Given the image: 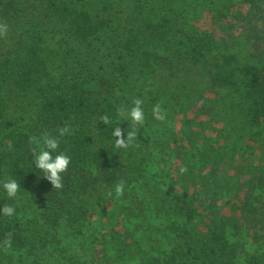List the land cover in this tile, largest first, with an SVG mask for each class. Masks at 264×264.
Here are the masks:
<instances>
[{"label":"trees","instance_id":"trees-1","mask_svg":"<svg viewBox=\"0 0 264 264\" xmlns=\"http://www.w3.org/2000/svg\"><path fill=\"white\" fill-rule=\"evenodd\" d=\"M0 23V264H264V0H0ZM44 133L71 157L60 189L35 166ZM120 182L165 250L136 237Z\"/></svg>","mask_w":264,"mask_h":264},{"label":"clouds","instance_id":"clouds-1","mask_svg":"<svg viewBox=\"0 0 264 264\" xmlns=\"http://www.w3.org/2000/svg\"><path fill=\"white\" fill-rule=\"evenodd\" d=\"M8 25L0 23V37L7 35ZM133 107L125 113L124 109H117L118 115L123 119H130L132 122L133 130L127 131V138L124 139V133L122 129L117 126L111 133L112 136L116 138L115 146L118 149L127 148L131 142L137 137V131L135 130L136 125H141L144 122V110H143V100L136 98L133 100ZM153 114L157 120L164 121L166 119V113L162 112L159 104H157L153 109ZM105 124L109 123L108 117L101 118ZM70 129L65 126L59 129V135L62 137L68 133ZM31 143L39 147L37 152L36 148H33V158L36 168L42 171L46 178L55 189L62 188V173L66 172L69 164L71 162V157L66 153L61 152L55 156L52 155L60 145V140L57 137L51 136L48 133H44L40 139L31 138ZM181 173L187 171V168H181ZM20 184L14 179H8L3 183V188L7 193L9 198H14L18 191L20 190ZM125 185L123 182L117 184L114 188L115 194L117 196H122L124 193ZM108 195H112L111 192ZM2 213L6 216L11 217L15 213V209L12 206L5 205L3 207ZM5 245L10 246V239L4 241Z\"/></svg>","mask_w":264,"mask_h":264},{"label":"rangeland","instance_id":"rangeland-1","mask_svg":"<svg viewBox=\"0 0 264 264\" xmlns=\"http://www.w3.org/2000/svg\"><path fill=\"white\" fill-rule=\"evenodd\" d=\"M246 13V11L244 12ZM195 117V115H187V117ZM186 115H183V117H181V119H185ZM165 124H169L174 132H178L179 128H180V120H170L167 119L165 121ZM217 126V125H216ZM154 132V129H148L146 131V135L152 136ZM152 142L151 143H155L157 144L158 148H162L165 149L168 153H170V149L169 146L171 148V135L165 136V138L162 136H152ZM164 158L166 159V161H169L170 163H166V161L162 160L159 161L156 166H154L155 169H158L159 171L161 169H166L167 171H169V169L171 168V166H175L177 163H175V161L173 160L172 157H170L168 154H164ZM173 160V161H172ZM170 167V168H169ZM145 195V194H144ZM143 195V196H144ZM257 195L259 196V198H262V200H264V190L263 191H257ZM143 196L139 197V198H133V200L131 201V199L129 197L124 196H120L122 203L123 201L126 202V205H124V207H126V212L129 213L130 215V225L132 227H134V230L136 232V237L140 238L143 246L146 250H151L155 248V251H163L166 249L168 242L170 240H168L169 238H164L161 228H162V221L160 223L154 222L153 221V217L151 212L148 209V205L146 203H144L145 200H143ZM110 199H112V197H110ZM163 239H166L165 241H163ZM158 244L161 245L162 247L158 248ZM77 253H79V249L77 251ZM80 254V253H79ZM60 264V263H57Z\"/></svg>","mask_w":264,"mask_h":264}]
</instances>
